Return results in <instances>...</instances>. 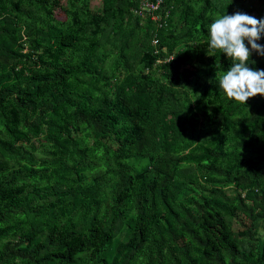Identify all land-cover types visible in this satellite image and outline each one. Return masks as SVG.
<instances>
[{
  "label": "trees",
  "instance_id": "16d2710c",
  "mask_svg": "<svg viewBox=\"0 0 264 264\" xmlns=\"http://www.w3.org/2000/svg\"><path fill=\"white\" fill-rule=\"evenodd\" d=\"M162 2L0 0V264H264V96L207 31L264 0Z\"/></svg>",
  "mask_w": 264,
  "mask_h": 264
},
{
  "label": "clouds",
  "instance_id": "9594fccd",
  "mask_svg": "<svg viewBox=\"0 0 264 264\" xmlns=\"http://www.w3.org/2000/svg\"><path fill=\"white\" fill-rule=\"evenodd\" d=\"M207 31L209 47L219 49L232 61L231 66L218 77L219 88L226 97L246 104L250 97L264 96V70L247 67L251 53L244 43L247 40L251 50L264 55V46L256 43L264 32V19L258 20L240 12L224 14L213 20Z\"/></svg>",
  "mask_w": 264,
  "mask_h": 264
},
{
  "label": "built area",
  "instance_id": "2783aa9c",
  "mask_svg": "<svg viewBox=\"0 0 264 264\" xmlns=\"http://www.w3.org/2000/svg\"><path fill=\"white\" fill-rule=\"evenodd\" d=\"M162 0H138L139 11L145 12L149 19L156 21L157 25H163L169 15V9L162 6ZM152 43H156L157 39L153 36Z\"/></svg>",
  "mask_w": 264,
  "mask_h": 264
},
{
  "label": "rangeland",
  "instance_id": "374dc122",
  "mask_svg": "<svg viewBox=\"0 0 264 264\" xmlns=\"http://www.w3.org/2000/svg\"><path fill=\"white\" fill-rule=\"evenodd\" d=\"M98 3H99V0H93V4L94 5H92V7H96V5H98ZM54 15L57 17V18H61V11L60 10H58V9H55V11H54Z\"/></svg>",
  "mask_w": 264,
  "mask_h": 264
}]
</instances>
